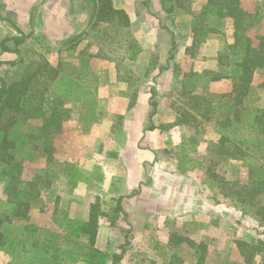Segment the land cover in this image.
Masks as SVG:
<instances>
[{"label":"crops","instance_id":"obj_1","mask_svg":"<svg viewBox=\"0 0 264 264\" xmlns=\"http://www.w3.org/2000/svg\"><path fill=\"white\" fill-rule=\"evenodd\" d=\"M27 1L31 5L38 2ZM243 2L241 0V7L252 14ZM47 3L43 14L35 18L32 13L30 21L41 23L48 37L46 60L52 67H60L62 75L80 85L79 100L65 105L74 109L72 118L64 121L62 126L64 132L71 129L77 133L72 140H67L71 144L68 154L65 156L63 150L57 154L58 157L64 154V162L70 161L77 166L66 169L64 164L65 169L57 172L58 187L53 184L64 210L53 217V226H61L74 244H67L62 250L50 248L53 264H198L200 253L192 244H206V254L210 255L216 242L224 240L225 226L241 227L239 223L244 215L241 206L245 204L237 195V205L232 206L234 195L224 189V182L229 185L235 176H240L241 172L244 175L246 167L252 166L244 162L247 153L241 149V142H244L241 127L249 126L241 111L243 113L247 108V99L252 101L255 96L251 105L254 109L250 113L264 111V68L254 72L249 94L242 98L230 71L223 73L220 80H213L218 64L213 65L215 62L210 55L206 53L205 57H199L188 53L196 38L192 8L183 0H173V4L170 0H112L114 9L123 11L128 21L120 23L117 18L111 24L100 23L98 26L90 22L93 8L85 0H48ZM259 6L261 11L256 9V15L264 11V0ZM261 16L260 20L264 22V15ZM19 23L10 25L0 40V77L4 79L15 77L18 65L12 67L6 63L16 62L19 57L13 52H5L2 41L25 34ZM108 25L126 30V38L115 41L116 36L111 35L108 43H93L89 38L91 30H96L97 38L102 37L100 31ZM128 31H131L130 35ZM207 41L206 51L211 40ZM30 42L33 43L28 38L19 49L23 52L22 48ZM91 42L92 48L88 50ZM6 46L15 48L13 42ZM107 47L115 57L113 53L105 55ZM119 47L124 48L122 60L126 66H151L157 80H167L166 84L163 81L156 86L159 93L152 118L151 90H131L129 81L123 79L120 71L123 62L115 52ZM156 54L160 55L159 60ZM73 55L77 64L67 58ZM157 61L162 64L153 66L152 63ZM63 68H69L73 74L68 76ZM129 74L132 77L134 71ZM190 77L205 78L206 102L198 100L201 93L197 92L195 84L188 88L186 81ZM178 79L181 80L180 88L169 85L172 80L179 82ZM92 81H98L97 89L90 87ZM226 82H231L232 90L215 103V87L225 86ZM92 101L94 103L90 105ZM204 108L206 114H201ZM215 112L227 119L221 125H217V119L214 125L221 133L219 140L226 143V150L184 151L185 141H209L207 136L204 138L199 134L198 127L203 122L206 126L211 124ZM248 122L253 126V120ZM230 145L234 148L233 156L227 151ZM200 152L222 160L217 164L223 171L224 181L213 169L200 170L192 165L193 158L200 156ZM96 204L100 208V217L95 244L90 246L85 230L92 206ZM233 216L238 217V225L233 224ZM218 219L219 226L216 227L214 224ZM73 222L85 230L72 228L77 226L71 225ZM126 240L129 247L122 259L115 261ZM3 254L5 256V251L0 246V256ZM205 264L211 262L206 259Z\"/></svg>","mask_w":264,"mask_h":264},{"label":"rangeland","instance_id":"obj_2","mask_svg":"<svg viewBox=\"0 0 264 264\" xmlns=\"http://www.w3.org/2000/svg\"><path fill=\"white\" fill-rule=\"evenodd\" d=\"M172 1L170 0L171 4H173ZM243 1L244 5L246 4V8L253 12L252 14H249L250 18L247 21L248 25L250 26V29L247 31V35L252 39L254 48L259 49L261 43H264V22L260 20V17H262L261 14L264 15V11L262 10V13H258L256 15L255 10L258 9L259 11L261 9L259 6L261 0ZM47 2L48 0H38V2H36L34 5H31V3H29L27 0H0V40L6 35L7 28H11L10 25H15L16 23L20 22L19 24L22 26L25 35H29V38L33 41V43H27V45L22 48L25 63L14 72L16 74V79H21L20 77L22 74L26 71V69H28L27 65L33 64V69H37V67L40 66V64L36 62L38 60V55H40V52H45V47L47 46L46 44L47 41L49 42V40L44 34V28L42 27V24L36 23L37 21L35 20L30 21V18L32 19V13H34L35 18L39 14L42 15L45 11L44 7H46L48 4ZM183 2L187 4L189 8H192V18L194 22L193 34L195 33L196 38V42L192 48H190L188 53L193 55L196 54V56L198 55L199 57H205L204 54L207 53L210 55L213 62H215L213 65L216 66L218 64V68H216V72L214 73H228L234 64L238 63L241 59V57L235 56L234 51L231 48V46L235 43L234 21L229 18H219L213 16L212 14L205 13L207 0H183ZM88 5L91 6L90 3H88ZM168 20H170V18H168ZM185 21L186 20L183 22ZM165 22H167V20H165ZM46 31L49 32V29L47 28ZM95 31V29L91 30V36L89 35V38H92L91 40H93V43L95 41L100 43L106 41L108 43L110 39H112L111 35L116 36L114 39L115 41L121 39L124 40L126 38L127 32L126 30L116 29V27L112 28V25H108L101 29L100 32L103 33L102 37L97 38V36H95L97 35ZM130 32L131 31H128L129 35ZM93 36H95L98 41ZM183 37L185 38V35ZM184 38H182L183 42ZM207 40H211L208 51H206L205 46V44L208 43ZM91 46L92 42L89 44L88 50L92 48ZM136 47L138 46L136 45ZM88 52L89 51H87V53ZM115 52H117L120 62H123L122 59L125 53L124 48L119 47V51ZM104 53L105 55H108L112 54L113 52H111L110 48L107 47L106 52L104 51ZM76 54L77 51L75 55ZM164 54V57H166V53ZM75 55L68 56L67 58L72 60L71 63L77 64L78 61H74ZM112 55L115 57L114 53ZM45 57L47 58V55ZM157 57L159 60L160 55L158 54ZM50 58L52 59L51 55H49V59ZM169 59L167 62L168 65L170 64ZM152 64L155 66L162 64V62L157 61L156 63ZM121 65L122 67L120 71H122L124 76L123 79L129 81L131 90L133 89L136 92L140 89H150L152 93L151 101L153 100L157 102L159 92H157L156 86L160 85V83H163V81L164 84H166L167 80H157L158 77L154 76L155 72L151 66L143 67L140 64L126 66L124 62L121 63ZM126 69L128 70L126 71ZM65 70H67L66 74L68 76H70L69 74L71 73L73 74L69 68ZM130 71H134L132 77L129 74ZM42 79L43 81L45 80L44 78ZM204 80V77L201 80L198 77H190L186 81V84H188V88L195 84V89L198 93H201L199 95L201 101L203 100V102H206V94H208V90L205 88ZM43 81L38 85L39 91H43L45 88ZM180 83L181 80H179V82H173L172 80L169 85L173 87H177V85H179L177 88H180ZM97 86L98 81L97 83L92 81V84H90V87L93 89L95 87L97 89ZM231 90V82H226L225 86L222 85L221 87H215L213 92V98L215 100L214 102L218 103L220 97L225 95V93H229ZM209 94H211L210 90ZM209 97L211 98V96ZM254 98H256V96ZM254 98L251 99L252 101H248L249 99H247V108L243 111V113L241 111V114L245 115V117L249 116L246 118L247 125L249 124L248 121H252L254 118L250 113V111L254 109L251 106L253 105ZM45 100L47 103L45 109H51L54 104L53 96L46 94ZM92 103L94 102L92 101L90 105ZM205 111L206 109L204 108V111L201 114H206ZM72 112L74 113V109H69V114L65 117L64 121L72 118ZM152 112L153 108L151 107L150 102V118L154 116H152ZM217 119V125H221L227 120L226 117L220 116V113L215 112L214 121L211 122V124L206 126L203 125L205 124L203 122L201 123L202 125L200 128L198 127L199 134H201L204 138L207 136L209 141H206V139H202V141L199 143L196 141H185L183 142L182 149L184 151L196 149L198 152H208V150H211L212 152L217 151V149L220 147L219 135L221 134L220 131L214 127ZM41 127L42 123L39 120L29 121L27 125L22 127L23 131L29 132L30 134H33L35 137H37L33 139V143L38 145V148L34 152L35 158L33 163H25L22 179L29 183L36 175H40V181L42 182L37 188L36 192H34L35 198L27 200L30 205V208L28 211H26L28 217L27 219H20L14 216L13 212L9 208L10 204L14 203L15 201H13V199L6 194L5 184L0 182V220L5 221L0 228V244L5 251V256L4 254L3 256H0V264H53L52 257L49 253L51 246L62 250L63 246H66L67 244H74V241L70 239L67 234H65L61 226L58 228L53 226V217L55 215H59L58 213L60 211H64L63 208H61V200L58 199L60 196L57 194V190L53 189V184L56 183V176H58L57 172L64 168V164H66V169L72 167V165L77 166L76 163H72L70 161L64 162V154L62 157L57 156L58 151L60 150H63L66 153L65 156L68 154L67 149L71 144H69L67 140H72L77 132L71 129H67L65 132L62 130L60 134L53 137L52 141L47 143L45 139H41L37 136L41 131ZM241 138L244 139V142H241V149H244L247 153V157L244 162H247L252 166L246 167V172L244 175L241 172L240 176H235L229 185L224 182V189L230 193H234V201H232V206L237 205L235 203V199L239 193H242V195L247 198L248 202L241 206V211L244 212L245 216L243 215L241 217L240 223L238 217L233 216V224L238 225L239 223L241 225L240 229L233 225L225 226L223 230L224 234H226L224 240L220 241L221 243L216 242L214 252L210 253V255L206 254L207 258L205 256L204 264L206 263V259H208L211 264H245L244 258L240 254L236 242L264 241V226H261L260 219L256 215L258 206L251 205L254 203L258 205H264V193L257 194L253 200L247 197L248 193L251 191L250 189H252L253 181H256V179H263L264 177V136H261L257 131L253 132L252 126L249 124L247 127H241ZM255 139H257V141ZM72 144L74 143L72 142ZM75 145H77V142H75ZM47 147L52 150L50 154L45 153V149ZM203 152H200V156L193 158L192 162H194V164L192 165L199 168L200 170H206L207 168L213 169L216 171L215 174L223 178L224 181V176H222L223 171L220 170L221 168L219 167V164H217L222 160L215 155L210 154L208 156L206 154H202ZM69 158L70 156H68V159ZM220 181H222V179H220ZM48 182L51 183V187L45 188V184ZM56 186L58 187L57 183ZM20 188H25L29 191L27 185L25 184ZM60 216H62V214ZM6 218L10 220H6ZM59 218L57 219L58 221L60 220ZM215 222L217 223L214 225L216 227L219 226V219L217 221L215 220ZM30 226L31 230L36 229L37 231L34 235L29 233L28 227ZM215 235H217V232H215ZM48 242H50V244ZM125 243H128V241L126 240ZM75 244L80 245L78 242H75ZM259 261L260 258H257L258 263Z\"/></svg>","mask_w":264,"mask_h":264},{"label":"trees","instance_id":"obj_3","mask_svg":"<svg viewBox=\"0 0 264 264\" xmlns=\"http://www.w3.org/2000/svg\"><path fill=\"white\" fill-rule=\"evenodd\" d=\"M90 3L93 8V15L90 22L94 26L100 23L111 24L117 18L120 23L128 21V17L123 11L115 10L112 0H85ZM205 13L212 14L219 18H229L234 21V38L235 43L231 46L235 56L241 57L238 63H235L231 72V78L234 79L235 86L240 88V97L249 94V88L253 80L254 72L257 69L264 68V43H261L259 49L254 48L252 39L247 35L250 29L247 21L250 15L241 7V0H207ZM21 37H8L2 41V49L5 52H13L18 55L16 62H8L7 65L18 68L24 65L25 60L23 52L19 47L26 44L28 36L20 33ZM8 42H13L14 49L6 46ZM73 47V45L71 46ZM48 48L45 47V52H40L38 62L40 64L37 69H33V64L27 65L26 71L20 77H10L7 79L0 77V182L5 184L6 194L15 201L10 204V210L14 216L20 219L28 218L26 211L30 208L27 200L35 198L34 192L41 185L40 175H36L29 183L22 179L25 163H33L35 158L34 152L38 145L33 143V139L37 138L29 132L23 131L22 127L27 125L29 121L39 120L42 123L41 131L37 135L41 139H45L48 143L53 140V137L60 134L62 131L65 117L69 114V110L65 105L69 102L79 100L80 85L74 79L62 75L61 68H54L46 60ZM83 64H85L83 62ZM85 67V65H84ZM216 76L213 80H220L223 73H214ZM44 78L45 80L43 81ZM42 79V80H41ZM43 81L45 88L43 91L38 90V85ZM53 95L54 104L51 109H45L46 94ZM237 95V96H238ZM236 96V99L238 98ZM200 100V98L198 99ZM201 102V101H200ZM241 102V100H240ZM197 104V103H196ZM153 108L152 116L156 113L157 102L151 101ZM206 112V111H205ZM255 112V111H254ZM253 115L252 131L259 132L264 136V111L251 113ZM255 115V116H254ZM249 117V116H248ZM247 117V118H248ZM186 118V115H184ZM250 124V123H249ZM248 124V125H249ZM258 138V135H257ZM225 141L220 140V149L226 150ZM234 148L232 145L227 149L230 152L229 156H233ZM51 149L47 147L45 153L50 154ZM27 185L29 191L25 188H20L22 185ZM45 188H50L51 183L45 184ZM247 197L253 200L257 194L264 193V177L253 181L252 189ZM234 195V193H230ZM240 201L244 204L248 202L242 193H239ZM258 206L256 211L257 217L260 219L261 226H264V205L251 204ZM120 204L118 210H120ZM100 215L99 205L92 206L91 217L88 222V229L85 230L79 223L73 222L71 225L76 230H85L89 235V244L94 246L98 221ZM6 220H10L6 218ZM5 221L0 220V228ZM29 233L34 235L36 229L31 230L28 227ZM50 244V242H48ZM192 244V243H191ZM200 253L198 264H204L206 256L205 245H194ZM236 245L240 254L244 258L245 264H264V241L257 242L237 241ZM0 246H2L0 244ZM129 244L126 243L121 247V255L115 256V261H120L125 254ZM50 248H54L51 246ZM257 258H260L259 263Z\"/></svg>","mask_w":264,"mask_h":264}]
</instances>
